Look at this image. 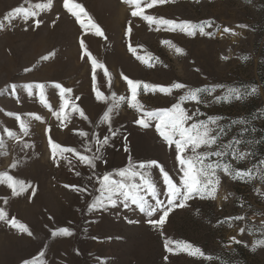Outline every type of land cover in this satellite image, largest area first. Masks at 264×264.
<instances>
[{"label":"rangeland","instance_id":"rangeland-1","mask_svg":"<svg viewBox=\"0 0 264 264\" xmlns=\"http://www.w3.org/2000/svg\"><path fill=\"white\" fill-rule=\"evenodd\" d=\"M136 2L143 15L155 18L153 23L132 16L138 10ZM150 2L68 0L83 7L86 15L82 13L78 20L65 7V0H0V175L29 185L13 195L9 182H0V210L7 214L0 220V264H264V246L253 250L255 242L264 239V175L255 167L264 161V0H165L147 7ZM38 4L48 6L38 8ZM16 8L31 9L36 16L27 21L20 16L5 19ZM161 19L190 22L197 31L187 35L159 23ZM93 23L103 36L96 35ZM201 25L204 33L199 31ZM85 49L90 55H85ZM93 58L103 67L94 70ZM125 76L141 84L142 109L131 106ZM41 83L50 107L41 102L35 88ZM57 83L71 92L61 97ZM176 83L186 88L170 94L158 90L159 86L172 89ZM143 84L155 90H145ZM196 88L214 91L199 104L184 107L194 121L217 118V124L209 127L212 136L220 135L216 145L198 151L222 150L228 154L212 157L213 162L220 159L233 169L251 170L252 178L218 172L214 198H190L185 207L170 212L163 226L148 223L161 212L148 217L130 203L127 208L118 202L115 207L90 211L89 204L98 195L96 178L130 162L158 161L175 182H181L175 148L159 136L157 121H150L148 128L138 121L145 111L170 108L188 89ZM229 88L257 91L239 100H221ZM64 99L69 101L66 108ZM73 106L84 115L73 111ZM57 112H62L60 119ZM105 136L108 144L97 145ZM49 139L88 156L100 146L102 160L95 161L92 169L72 152L58 151L53 158ZM238 139L241 142L234 144ZM228 144L233 148H226ZM233 150L247 155L232 159ZM150 173L159 199L166 202L162 174L157 168ZM149 201L154 204L150 196ZM13 218L32 235L12 227ZM62 228L72 234L52 235ZM166 240L187 242L205 256L189 255L175 245L169 252Z\"/></svg>","mask_w":264,"mask_h":264},{"label":"snow or ice","instance_id":"snow-or-ice-1","mask_svg":"<svg viewBox=\"0 0 264 264\" xmlns=\"http://www.w3.org/2000/svg\"><path fill=\"white\" fill-rule=\"evenodd\" d=\"M165 0H151V2L147 5V7H153L158 3H164ZM48 5L38 4L36 7L44 8ZM137 11L132 12V16H142L145 21L149 24L153 23L155 18L150 15H143V9L139 2L135 4ZM65 7L71 12L78 20L80 19L81 14H85L83 7L79 4L70 5L68 0H65ZM73 9H79V11H74ZM14 16H20L25 21L29 20L36 16V12L31 9H23L16 8L14 13L11 16L5 17V19L13 18ZM37 26H39L40 21L35 20ZM83 25V21H81ZM159 23L171 26L173 29L179 28L181 31L186 32L187 35H194L197 31V26L191 24L190 22H185L181 24H177L174 21L161 19ZM211 25L209 24L208 27ZM91 27L95 29L97 36H103L104 33L96 24H92ZM190 29V30H189ZM129 33L131 32V28L129 27ZM199 31L204 33L205 26H199ZM228 31V29H225ZM81 47H84V41L81 40ZM130 51L134 54L136 53L135 48L130 47ZM179 52L180 49H177ZM85 55H90L85 49ZM138 59H144L143 57H137ZM44 59H48L45 57ZM92 66L95 70L97 67H103V65H98L97 61L92 59ZM105 75H108L107 71H105ZM95 79V77H93ZM127 81L128 86L131 90V106L133 108L142 109L143 105L138 103V90L141 88V84L138 82H134L128 77H124ZM57 89H59V95L64 97L66 93H70L71 89H67L62 87L60 84L54 85ZM32 85L28 86L29 93L31 94ZM35 88L38 89V94L41 102L45 103L46 106H49L45 97V85L37 84ZM143 88L148 90L153 88L155 90V86H150L148 84H143ZM186 85L182 83H176L172 86V89L159 86L158 90L164 94H170V92L174 90L185 89ZM13 91L15 88L13 87ZM214 89L208 88H196V89H188L185 95L179 98V102L175 103L173 106L167 109H162L159 111H145L138 121V123L143 128H148L150 126V121L155 120L156 123V131L159 133V136L162 138L164 142L171 148L174 146L175 148V159L178 162L179 170L182 173L181 182L178 184L174 181L173 177L169 175V173L164 169V167L158 161H149V162H141L138 164L129 165L123 169L117 170L114 173L109 172L102 175V177H97V183L99 187L96 189L98 195L95 199L89 204L90 211H98L102 209H106L109 206L115 207L118 202L123 203L124 207L127 208L129 203L138 208V210L142 213H145L148 217H152L158 211L162 214L155 220L149 219L148 223L152 226H163L167 218L172 210L175 208H183L186 206V202L190 198H194L199 196L200 198H205V195L214 198V193L217 190V187L220 183V179L218 176V172H223L224 174L234 175V178H252L251 170H239L233 169L229 162H221L220 159H217L215 162L212 161V157L221 158L228 153L218 150L214 152H204L200 153L198 150L202 147H212L216 145L217 140L220 139V135L212 136L211 133L213 131L209 125L217 124V118H211L208 120H199L194 121V118L188 113L187 109L184 107L185 104H199L204 95L211 93ZM256 89H251V92H241L238 88H229L227 91V95L221 100L231 99H241L243 95L255 94ZM97 97L99 99H104L101 93L97 92ZM121 100L124 97L120 98ZM64 107L66 108L69 104L67 99H64ZM50 107V106H49ZM73 111L80 112V115L83 116L84 113L79 109L73 106ZM112 109H109L110 113ZM11 115V114H10ZM62 112H57V119H60ZM16 119L20 121V128L27 133L28 128L21 120L19 116H16ZM36 119H41L40 117H36ZM110 117L105 115L104 120L108 121ZM189 121H194L189 124ZM240 123H246L245 121H240ZM221 134L223 130L221 129ZM8 135L11 137L13 133L8 131ZM82 136H86V133H81ZM109 142L108 137L105 136L103 140L98 139L97 145H107ZM241 141L238 139L234 141V144H239ZM264 142V141H262ZM49 143L51 145V149L53 152V158H55L57 152L62 155L65 152H72L76 154L79 160L86 166L95 169L97 160H102L101 147L98 146L96 148L95 153L92 156L83 155L80 153H76L73 148H64L61 147L57 143H53L51 139H49ZM226 148L232 149L233 145L228 144L225 145ZM91 151L89 147L87 149ZM246 153H238V150H233L231 152L232 159H243ZM106 163V161H104ZM255 167L258 168L261 175H264V161H260L258 165ZM153 168L159 169L160 173L163 177V182L166 185V195L167 201H163L159 199V193L157 190V186L151 179L150 170ZM79 175V173H77ZM118 177V179L116 178ZM7 180L8 187L12 188L13 195H18L27 190L29 185H25L21 181H16L12 176H8L6 174L0 175V182H4ZM91 179V177H90ZM139 181V182H137ZM65 187H72L74 190L78 192H86V188H81L77 186H69L65 185ZM149 196L154 200V204L149 201ZM179 202V203H178ZM6 212L0 210V220L6 219ZM231 219V218H229ZM235 219H243V217H236ZM136 221H129V223H135ZM10 224L12 227H18L23 232L28 235H32L29 229L23 225L19 224L16 219H11ZM241 234H243L244 229H240ZM57 234L62 235H71V231L68 228L59 229V232L54 231L52 233L53 236ZM235 240V238H233ZM236 243H241L240 241H235ZM171 245H175L177 249L188 251L189 255H199L201 257L205 256V253L200 249L196 248L193 245L187 242L181 241H173L166 240L165 248L169 252H173L175 249L171 247ZM264 246V239L258 240L255 242L253 250L255 247ZM41 256L44 255L43 252L40 253ZM28 264V262H25Z\"/></svg>","mask_w":264,"mask_h":264}]
</instances>
